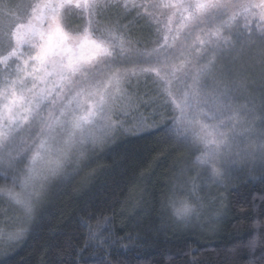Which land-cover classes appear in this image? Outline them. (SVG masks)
<instances>
[{"label":"snow or ice","instance_id":"snow-or-ice-1","mask_svg":"<svg viewBox=\"0 0 264 264\" xmlns=\"http://www.w3.org/2000/svg\"><path fill=\"white\" fill-rule=\"evenodd\" d=\"M141 19L152 47L130 38ZM153 132L193 151L159 200L161 231L219 215L224 195L200 193L227 188L237 169L264 178V0H0V177L11 180L0 197L15 210L0 212V239L21 240L52 185L109 140ZM90 207L75 264L88 247L103 249L97 264L139 247V232L118 236L108 217L93 226ZM245 247L264 249V232Z\"/></svg>","mask_w":264,"mask_h":264},{"label":"trees","instance_id":"trees-1","mask_svg":"<svg viewBox=\"0 0 264 264\" xmlns=\"http://www.w3.org/2000/svg\"><path fill=\"white\" fill-rule=\"evenodd\" d=\"M132 14L125 18L127 24L134 20ZM155 36L154 30H132L130 25L133 41L141 39L150 46ZM153 95L149 88L144 98ZM140 110L148 114L151 108L142 105ZM160 111L171 116L169 109ZM160 121L157 117L156 122ZM189 156L186 144L169 139L164 132L126 136L96 155L84 170L82 181L69 178L53 189L25 236L4 247L0 264H75L77 250L87 240V228L80 224L81 217L87 215L85 203L92 206L88 211L96 213L90 221L93 226L108 217L116 235L133 231L142 237L134 251L111 250L106 259L112 264H264L260 260L264 249L253 252L245 247L257 232H264V201L260 199L264 178L259 170L239 168L234 172L225 198L219 201L224 216L210 229L198 225L175 235L172 229L160 230L161 222L156 219L159 200L170 177L191 162ZM193 173L189 175L195 176ZM2 185L11 186V180L0 177ZM205 193L215 195L214 190L200 194ZM14 211L9 201L0 197V212L11 217ZM257 219L262 225L259 229L254 226ZM137 220L141 221L139 226ZM93 253L104 256L103 249L88 247L79 264H97Z\"/></svg>","mask_w":264,"mask_h":264},{"label":"rangeland","instance_id":"rangeland-1","mask_svg":"<svg viewBox=\"0 0 264 264\" xmlns=\"http://www.w3.org/2000/svg\"><path fill=\"white\" fill-rule=\"evenodd\" d=\"M133 13H135V12H133ZM132 14V13H131ZM131 14H129V15H131ZM129 15H127V16H129ZM133 15V14H132ZM136 15V14H135ZM127 16H125V17H122L121 18V24H127V21H125V18L127 17ZM144 26V21H142V20H139V21H137L136 23H133L132 25H131V27H132V30H140L142 27ZM154 30V29H153ZM155 32V31H154ZM156 37V36H155ZM157 38V37H156ZM152 46H154V44H152V45H150L149 47H152ZM154 94H155V91H154ZM169 111H170V113H171V115H172V112H171V110L169 109ZM126 136H124V135H118V136H116L114 139H112V140H109L106 144H104L102 147H99L97 150H96V152H95V155L92 157V159L90 160V161H87V162H85V163H83L82 164V166H80L78 169H77V171H75V172H73V171H71V170H69V174L68 175H66L65 177H63L62 178V180H60V181H57V182H55L53 185H52V187H51V189H50V191H49V194H48V197L42 202V204L38 207V209L48 200V198H49V196L51 195V193L53 192V189L56 187V186H58V185H60V184H62V183H64V182H66V180L67 179H69V178H72V179H75V180H77V181H79V180H83L84 178H83V176L86 174V172H84V170L87 168V166L93 161V159L96 157V155H98V154H100L102 151H104V150H106V149H108L110 146H113L116 142H119V141H121L123 138H125ZM186 148H187V151L192 155L191 156V158H193V151H192V149H191V147L189 146V145H187L186 144ZM190 158V156H189V159H191ZM194 172V173H193ZM193 172H191V173H193L194 175H196V172L195 171H193ZM190 174V173H189ZM9 175H11L10 173H9ZM229 184V183H228ZM2 186H8V185H2ZM228 186V185H227ZM204 190H207V192H211V191H215V195L217 194V193H222L223 195H225V191L227 190V188H224V187H215V186H213V187H211L210 189H204ZM215 207H219L220 208V212H219V215H217V216H215L214 218L212 217V209H210L209 211H208V213H206V218L205 219H203L202 221H201V223L199 224V226L198 227H200V228H206V229H210V227H212V225H214V224H217L220 220H222V218H223V216H224V213H223V205H221L220 203H219V201L217 202V204L215 205ZM222 208V209H221ZM10 243L8 242V241H6V240H0V254L1 253H3V251H4V247H8V245H9Z\"/></svg>","mask_w":264,"mask_h":264}]
</instances>
